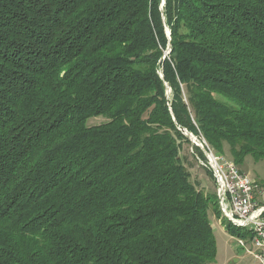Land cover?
Segmentation results:
<instances>
[{"label":"trees","instance_id":"16d2710c","mask_svg":"<svg viewBox=\"0 0 264 264\" xmlns=\"http://www.w3.org/2000/svg\"><path fill=\"white\" fill-rule=\"evenodd\" d=\"M184 132L264 160V0H0V264H213Z\"/></svg>","mask_w":264,"mask_h":264},{"label":"built area","instance_id":"2783aa9c","mask_svg":"<svg viewBox=\"0 0 264 264\" xmlns=\"http://www.w3.org/2000/svg\"><path fill=\"white\" fill-rule=\"evenodd\" d=\"M199 144L206 157V166L212 172L216 194L224 204L229 221L245 227L253 247L250 254L259 264H264V202L256 199L258 195L264 196V188L260 189L248 173L232 161L224 160L204 140ZM237 245L240 247L239 242Z\"/></svg>","mask_w":264,"mask_h":264},{"label":"rangeland","instance_id":"374dc122","mask_svg":"<svg viewBox=\"0 0 264 264\" xmlns=\"http://www.w3.org/2000/svg\"><path fill=\"white\" fill-rule=\"evenodd\" d=\"M105 121V118L96 116L87 119L88 125H96ZM190 143L183 142L182 154L186 157L187 167L191 174V179L196 183L197 187L204 189L206 192L214 191V180L207 173L206 161L200 159L198 155L193 157L192 144L200 147V142L196 136L191 134ZM195 137V138H194ZM196 140V141H195ZM202 150V148L200 147ZM203 151V150H202ZM215 151V150H213ZM204 153V152H203ZM216 153V152H215ZM218 154V153H217ZM205 155V154H204ZM222 156L226 161H232L238 168L249 174V176L256 181L259 188H264V160H254L247 156L241 162H235L229 154L227 146H225ZM206 158V157H205ZM256 199L259 202H264V196L258 195ZM213 235L216 244V256L213 264H259L255 258L248 253L247 248H253L251 245L238 246L237 242L241 239L243 229L232 227L230 230H225L220 221L213 215L210 217Z\"/></svg>","mask_w":264,"mask_h":264},{"label":"bare ground","instance_id":"6f19581e","mask_svg":"<svg viewBox=\"0 0 264 264\" xmlns=\"http://www.w3.org/2000/svg\"><path fill=\"white\" fill-rule=\"evenodd\" d=\"M195 138V137H194ZM196 141V140H195ZM217 199H218V204H219V208L221 210V213H222V216L224 218H226L227 220L228 219V213L226 212V209H224V204L222 203L221 199H219V197L217 196ZM234 226L238 227V228H241L243 229V232L245 233L244 235H240L241 236V239L238 240L239 242V245L240 246H247V244L251 245V238H250V235H248V233L245 231V227H241L240 224H236V223H232ZM242 234V233H241ZM247 251L248 253H250L251 251V248H247Z\"/></svg>","mask_w":264,"mask_h":264},{"label":"water","instance_id":"95a60500","mask_svg":"<svg viewBox=\"0 0 264 264\" xmlns=\"http://www.w3.org/2000/svg\"><path fill=\"white\" fill-rule=\"evenodd\" d=\"M167 35H168V38H169V30L167 29ZM168 51L170 50V45L168 46V49H167ZM167 86V85H166ZM170 90H169V88H168V86H167V92H169ZM184 134L190 139L191 138V133H189V132H184Z\"/></svg>","mask_w":264,"mask_h":264}]
</instances>
